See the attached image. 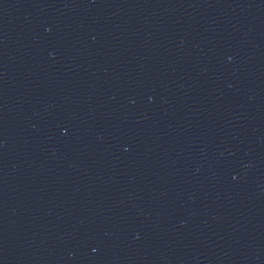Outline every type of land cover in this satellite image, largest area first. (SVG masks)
<instances>
[{
  "label": "water",
  "instance_id": "95a60500",
  "mask_svg": "<svg viewBox=\"0 0 264 264\" xmlns=\"http://www.w3.org/2000/svg\"><path fill=\"white\" fill-rule=\"evenodd\" d=\"M0 264H264V0H0Z\"/></svg>",
  "mask_w": 264,
  "mask_h": 264
}]
</instances>
